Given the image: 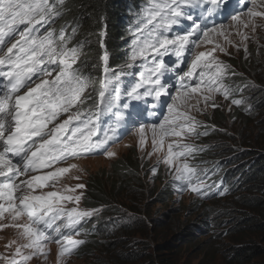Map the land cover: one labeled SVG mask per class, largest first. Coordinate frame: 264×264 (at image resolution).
I'll return each instance as SVG.
<instances>
[{
	"label": "snow or ice",
	"instance_id": "snow-or-ice-1",
	"mask_svg": "<svg viewBox=\"0 0 264 264\" xmlns=\"http://www.w3.org/2000/svg\"><path fill=\"white\" fill-rule=\"evenodd\" d=\"M241 2L236 0L237 4ZM243 2L250 5L243 12L226 14L237 35L247 41L249 37L240 28L255 32V18L264 17V11L254 10L255 0ZM226 3L149 0L125 64L129 69L140 68L135 74L138 79L122 92L121 77L132 73L115 72L109 67L106 30L98 34L103 51L99 63L92 66L100 70L99 79H95L82 71L81 55L87 40L76 39L78 25L66 21L59 29L55 27L70 11L66 0H0V220L7 214L23 241L11 257L0 259L6 264H29L35 257H47L48 245L55 243L59 264H67L66 258L87 242L74 238L87 235L78 225L100 209L79 207L84 195L79 190L86 189L85 184L34 194L36 189L55 188L63 175L77 169L76 164L57 165L96 154L115 157L110 144L118 142L122 129L124 134L138 132L141 150L150 130L152 155L164 150L167 137L207 136V126L191 113L219 107L217 95L230 99L233 105L243 103L231 98L233 88L225 82L242 74L215 56L217 50L226 53V48L216 43L209 51H197L202 45L212 44L216 36L232 43L225 25L214 22ZM183 21L189 22L187 27ZM169 56L175 57L174 65L166 63L165 57ZM186 56V70L176 71ZM138 61L142 63L138 65ZM166 74L174 75L165 81ZM173 88L174 94L170 91ZM162 97L167 98L163 104L166 115L149 129L144 117L157 114ZM108 115L112 119L101 130V118ZM202 126L205 131H198ZM203 151L202 146L181 143L179 139L168 143L167 153L158 165L175 169L177 191L187 189L201 198L213 195L211 189L216 184L207 183V171L201 175L195 164L187 162ZM45 169L49 171L30 175ZM151 171L155 176L159 169L153 167ZM21 176L29 178L20 180ZM215 194L225 195L226 189ZM69 203L75 206L66 208Z\"/></svg>",
	"mask_w": 264,
	"mask_h": 264
},
{
	"label": "rangeland",
	"instance_id": "rangeland-1",
	"mask_svg": "<svg viewBox=\"0 0 264 264\" xmlns=\"http://www.w3.org/2000/svg\"><path fill=\"white\" fill-rule=\"evenodd\" d=\"M254 10L264 11V4H261L260 0H256L254 3ZM255 22L257 25L255 32H253L251 28H240V31L246 33L249 37L247 41H242V37L237 35V30L232 26L233 22L230 21L224 25L228 30L227 39L232 41V43H227L224 36H216L212 44L202 45L199 49H197V51H209L216 43H219L226 48L227 52L223 53L217 50L215 53L216 57L229 65L231 63H237L236 66H232L233 69H240L244 65H247V68H251L252 66H249V64L252 60V56L264 48V17L255 18ZM245 47H247V52L244 51ZM125 64L126 62L122 60L114 62L112 60L109 63V66L115 65L117 67V71H120L125 67ZM90 68L93 67L91 66ZM89 72H91V70H89ZM252 72L253 71H251V73ZM99 73L100 70L97 71L93 68V71L89 74H91L94 78V76ZM231 79L232 77H229V83H235V81H232ZM245 81L250 82L251 80L245 79ZM250 97V95H245L243 98L235 96V99H241L243 104L247 106V109H250V105L252 104ZM215 102L220 106L215 109L209 106L203 112H196L193 110L191 113L192 115H195L199 121L203 122V125L205 126H208L207 122L211 120L215 122L216 118H219V120L224 122V124L219 125L220 127L212 125L210 131L207 130L208 133L215 134L212 138H166L164 150L149 155L150 153H153L151 131L149 130L147 133V140L143 150H141L139 145L138 132L135 131L126 139L113 145L109 149L116 153V156L113 158H106L104 155L96 154L90 155L86 158H78L76 160L70 158L67 163H62L60 166L57 165L58 167H68L70 164H76L77 169H71L69 173L63 175L56 184L55 188H44L34 194L60 190L65 186L71 187L76 184H85L86 189L79 190L84 194L79 207L89 210L100 209V211L96 215L81 221L78 228L82 232L86 233L83 228L87 219L91 220L93 224H96L99 220H105L107 222V226L103 225L104 228L101 230L104 238H106L109 242L120 238L121 242L129 241V243H127L129 247L124 250L139 254L136 264H140L143 261H145L144 264H150L152 262H154V264H166L168 263V260H171V263L176 261L174 264H232L231 258L233 257L234 250L243 247V243L247 242L250 244L256 243L261 250V253L256 255V257H251V259H253V264H264V238L256 237L250 233H244L238 237L230 235L231 228L235 226L241 214L253 216L256 211L247 210L244 204L239 202L236 203V199H233L234 196L227 198L226 195L222 196L215 194L210 195L208 198H201L187 189L181 193L176 190L173 182L175 169L169 170L162 163L158 165V161L167 153L168 143H172L176 139H179L181 143H190L199 146H205L209 143L213 144L218 142L219 146L217 145L218 149L215 155L211 156L209 153V156H207L210 161H205L196 165L192 162L191 157H189L187 162L190 165L195 164L197 167H209L217 174L220 173V176H222V173L219 166L222 160L223 162H228L223 165L222 170L228 169L229 174L239 175L245 166H248L253 160V158H246L251 149H254V152L261 150L264 152V119L260 120L264 117V111L262 113L257 110L253 111V114H255L256 111L257 112L254 118H252V122H241L240 125V121L233 114V104L225 100L220 95L216 96ZM220 114L223 115L221 118ZM203 128L204 127L202 126L198 130ZM126 155L133 156V158H136L134 160H140L144 166H148L147 170H142L143 173L147 174L144 179L142 178L143 184L138 185L140 188L138 192H143V194L146 195L133 196V198L138 201L132 206L135 207V209H131L129 207L130 199L125 198V196H128L126 193L121 194V199L119 200L120 203L111 201L112 204L109 209L106 208L107 205L101 204L96 206V208L88 207L84 203L85 193L87 191V182L90 179L98 177L104 171L111 174L114 167H116L115 165L123 162ZM153 167H158L159 169L158 174L155 176L151 171ZM47 171H49V169ZM207 173L210 176L207 183L212 184V173H210L209 170H207ZM108 174L107 178L109 179V182L107 183L108 185H105V191L109 190L108 187L111 186V182H113V180L116 181L114 176L110 179ZM75 177H79V179H76ZM168 183H172V185H174L175 194H171L168 190L169 194L167 195L165 201H163L164 199H161V189L164 190L169 188L171 184L167 185ZM217 183L218 182L215 184ZM143 186L145 190L142 189ZM219 188V185H217L214 189L212 188V193H217ZM245 190L246 189L239 190L237 192V196L245 200H250L251 197H254L250 191ZM143 196H145V198L141 201ZM259 196L264 198V194ZM208 200H214L215 204L219 205L221 209L227 208L223 205V203L229 206L234 205L233 210L230 212L232 215L230 217H219V212H217L219 209H212V205ZM74 206L75 205L71 203L65 205L68 209ZM113 207H115L114 210L116 211V215H114L111 210ZM235 210L238 213H236ZM171 212L178 213V217L172 218L167 224V227L164 229L155 228L151 220L163 218L164 215L170 214ZM214 220L226 222V227L223 226L218 228V234L228 228L230 230L227 236L222 233L220 236L214 237L217 230L214 227L207 225V223L211 221L213 222ZM190 224H198L202 229V233L200 232V234L197 233L196 235V232L199 231L196 229L194 237L192 238V234H187L184 230H182L183 227ZM124 226L128 230V233L121 232ZM119 227H121V229ZM184 235H186V237H183ZM74 238L87 240L88 234L75 236ZM13 241L16 243H13ZM22 242L23 241L19 239L17 230L11 226L10 218L6 214L5 218L0 220V256L11 257L15 248ZM163 245H169V247L173 250L161 252V249L164 247ZM121 248L122 247L117 246L114 249H109L111 252L110 255L113 256L115 250L120 251ZM48 249L50 250V254L47 257H35L29 261V264H59L58 246L50 243L48 245ZM95 254L99 256V258H101V256L103 257V253H101L100 250L95 251ZM66 259L67 264H91L93 261V258L80 259L75 256V253ZM0 264H6V261L0 259Z\"/></svg>",
	"mask_w": 264,
	"mask_h": 264
},
{
	"label": "trees",
	"instance_id": "trees-1",
	"mask_svg": "<svg viewBox=\"0 0 264 264\" xmlns=\"http://www.w3.org/2000/svg\"><path fill=\"white\" fill-rule=\"evenodd\" d=\"M137 1L138 0H66L70 11L64 16L63 19L60 20L59 24L63 25L67 21L69 23L78 25L79 30L76 39L87 40V44L85 45L81 55V61L84 62L82 71L86 75L93 71V68H90L91 66L99 63L98 58L103 51V49L100 47V38L98 35L101 30H106L104 44L109 53V63L112 60L114 62L118 60L121 61L123 59L124 51L127 46V40L124 31L127 20V12L128 9L132 8L133 6L136 9L138 8V5H136ZM55 27L58 29V26ZM230 65L236 66L237 63H231ZM249 66L252 67L247 68L248 66L244 65L240 69H235L238 74H242L232 77L231 80L235 81V83L232 82L230 84L228 81L229 78H226L225 81L233 88V95L231 98H235V96L240 98L245 97V95L251 96L250 98L252 100V104L250 105V109H247V106L243 103L239 106H232L233 114L240 121V125L241 122H252V118H254L257 111H261V113L264 111V48L252 56ZM109 67L111 69L117 70L115 65ZM89 70H91V72H89ZM94 70L99 71L98 68H94ZM251 71L253 72L251 73ZM99 77L100 73L94 76L95 79H99ZM245 79H250L251 81L247 82ZM227 101L230 102V99ZM255 110L257 111L255 114H253L252 112ZM221 116L223 115L220 114V118ZM263 119L264 117L260 120ZM207 123L208 131H210L212 125L219 126L220 124H224V122L219 120V118H216L215 122L211 120ZM198 131H205V127ZM214 135L215 134L213 133H209L207 136L202 135L199 138L208 139L212 138ZM217 145L218 142L213 144L209 143L205 146H202L205 151L197 154L195 159L191 158L192 162L198 165V163L210 161L207 156H209V153L211 156L215 155L218 149L217 147L219 146ZM253 150L251 149L249 151V155L246 156L247 159L253 158V160L248 166H245L239 175L229 174L228 169L222 170L223 165L228 163L227 161L223 162L222 160L220 162L219 169L223 174H225V179L221 177H215L212 180V183L221 182L219 189H226L225 195L227 198L234 196L233 199H236V203L239 202L244 204L247 210L256 211L253 216L241 214L235 226L231 228L230 235H235L238 237L244 233H250L256 237L264 238V198L259 196L264 194V152L262 150L254 152ZM134 159L136 158L126 155L123 159V162L117 163L115 165L116 167H114V170L111 174H108V172L104 171L98 177L90 179L87 182V191L85 193L84 203L91 208H96V206L100 204L107 205L108 207L106 206V208L109 209L113 201L120 203L119 200L121 199V194L126 193L128 196H125V198L130 199L129 207L131 209H135V207L132 206L138 201L134 199L133 196L146 195L143 194V192H138L140 189L138 185L143 184L142 178L144 179L147 174L143 173L142 170H147L148 166H144L140 160L136 161ZM207 168L209 167H198V169L203 172L205 170H209L213 176L214 170ZM107 174L110 179L114 176L116 181L113 180V182H111V186L108 187L109 190L105 191V185L109 182ZM170 184L171 186L169 188L164 190L161 189V199H164L163 201H165L167 195L169 194L168 190L171 194H175L174 185H172V183H168L167 185ZM142 189H144V186ZM243 189H246L245 191H250L254 197H251L250 200L239 198L237 196V192ZM144 198L145 196L142 197L141 201H143ZM208 201L212 205V209H219L217 211L219 212V217H230L232 215L230 212L233 210L234 205L229 206L223 203V205L227 208L221 209L219 205L215 204L214 200ZM114 208L115 207L111 208V210L113 211V214L116 215ZM235 212L238 213L236 210ZM174 217H178V213L171 212L170 214L164 215L163 218H157V220L151 221L153 222L155 228L164 229L167 227L169 221ZM103 225L107 226V222L103 219L97 221L96 224H93L89 219L86 220L83 230L88 234V239L86 240L87 242L81 246L77 252H75V256L80 259L93 258L91 264H136L139 254L124 250L129 247L127 245L129 241L121 242L120 238L118 240L115 239L112 242H109L106 238H104L103 233H101V230H103L102 228H104ZM207 225H210L217 230L214 237L220 236L222 233L226 236L229 234L230 229L228 228H226L222 233L218 234L219 227L227 226L226 222L224 221L214 220L213 222L211 221L207 223ZM119 228L121 229V227ZM196 229L199 230L196 232V235L197 233H202V229L198 224H190L182 228V230H184L187 234H192V238L194 237ZM121 232L128 233V230L124 226ZM183 237H186V235ZM117 246L122 247L121 250H115V253H113V256H111L110 250ZM163 246L164 247L161 249V252L173 250L169 247V245ZM97 250H100L101 253H103V257L101 256V258H99V256L95 254V251ZM260 253V247L256 243H243V247L234 250L231 262L232 264H253V259H251V257H256V255ZM144 262L145 261L141 262L140 264H144ZM175 262L176 261L171 263V260H168V263L166 264H174ZM150 264H154V262Z\"/></svg>",
	"mask_w": 264,
	"mask_h": 264
},
{
	"label": "clouds",
	"instance_id": "clouds-1",
	"mask_svg": "<svg viewBox=\"0 0 264 264\" xmlns=\"http://www.w3.org/2000/svg\"><path fill=\"white\" fill-rule=\"evenodd\" d=\"M199 170H200V169H199ZM203 173H204V172L202 171L201 174H203ZM221 173H222V172H221ZM215 177H221V178L224 177L223 179H225V174L222 173V176H220V173L217 174L216 172H214V174H213V176H211V178L214 179ZM217 185L220 186V185H221V182H218V183L216 184V186H217ZM214 188H215V187H214ZM214 188H213V189H214ZM213 195H215V192H213Z\"/></svg>",
	"mask_w": 264,
	"mask_h": 264
},
{
	"label": "bare ground",
	"instance_id": "bare-ground-1",
	"mask_svg": "<svg viewBox=\"0 0 264 264\" xmlns=\"http://www.w3.org/2000/svg\"><path fill=\"white\" fill-rule=\"evenodd\" d=\"M256 1V0H255ZM248 6H250V5H247V4H245L244 3V6H243V9L240 11V12H243L244 11V9L246 8V7H248ZM227 13V12H226ZM225 13V15H223L224 16V18H227L228 17V15ZM237 13V12H236ZM227 23V22H226ZM226 23H224V24H226ZM229 23V22H228ZM125 31V30H124ZM174 94V93H173ZM87 157H89V156H87ZM48 170V169H47Z\"/></svg>",
	"mask_w": 264,
	"mask_h": 264
}]
</instances>
